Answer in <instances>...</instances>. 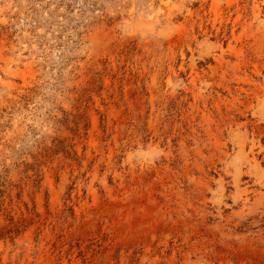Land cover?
<instances>
[{"label":"rangeland","instance_id":"rangeland-1","mask_svg":"<svg viewBox=\"0 0 264 264\" xmlns=\"http://www.w3.org/2000/svg\"><path fill=\"white\" fill-rule=\"evenodd\" d=\"M0 264H264V0H0Z\"/></svg>","mask_w":264,"mask_h":264}]
</instances>
